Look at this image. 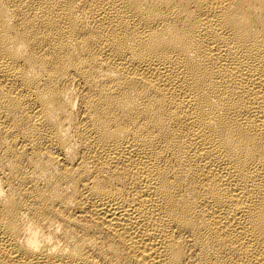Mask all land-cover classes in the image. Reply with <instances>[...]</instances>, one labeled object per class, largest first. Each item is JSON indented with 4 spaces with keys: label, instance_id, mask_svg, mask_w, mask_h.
Segmentation results:
<instances>
[{
    "label": "bare ground",
    "instance_id": "6f19581e",
    "mask_svg": "<svg viewBox=\"0 0 264 264\" xmlns=\"http://www.w3.org/2000/svg\"><path fill=\"white\" fill-rule=\"evenodd\" d=\"M0 264H264V0H0Z\"/></svg>",
    "mask_w": 264,
    "mask_h": 264
}]
</instances>
